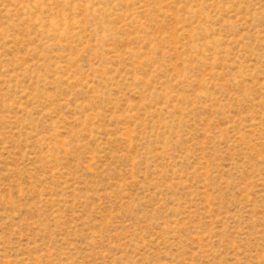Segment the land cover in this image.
<instances>
[{
	"label": "rangeland",
	"instance_id": "obj_1",
	"mask_svg": "<svg viewBox=\"0 0 264 264\" xmlns=\"http://www.w3.org/2000/svg\"><path fill=\"white\" fill-rule=\"evenodd\" d=\"M0 264H264V0H0Z\"/></svg>",
	"mask_w": 264,
	"mask_h": 264
}]
</instances>
